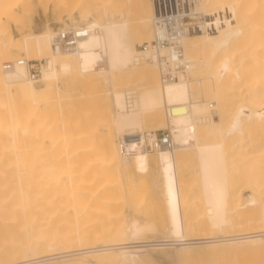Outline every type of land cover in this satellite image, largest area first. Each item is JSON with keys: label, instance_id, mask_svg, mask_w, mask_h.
Listing matches in <instances>:
<instances>
[{"label": "bare ground", "instance_id": "6f19581e", "mask_svg": "<svg viewBox=\"0 0 264 264\" xmlns=\"http://www.w3.org/2000/svg\"><path fill=\"white\" fill-rule=\"evenodd\" d=\"M199 5L224 18L183 37L188 73L162 83L139 47L153 0H0V264H153L170 247L182 264H264V0ZM51 12L88 28L74 49L54 45ZM18 58L45 59L37 83L5 69ZM83 78L95 105L73 108ZM158 129L172 147L120 152L122 134ZM133 168L160 185L164 238L84 219L117 198L109 173Z\"/></svg>", "mask_w": 264, "mask_h": 264}, {"label": "built area", "instance_id": "2783aa9c", "mask_svg": "<svg viewBox=\"0 0 264 264\" xmlns=\"http://www.w3.org/2000/svg\"><path fill=\"white\" fill-rule=\"evenodd\" d=\"M153 37L139 47L147 51L157 63L162 83L179 79L188 73L191 59L183 45V37L197 29H213L224 15L206 14L199 0H153ZM89 30L83 25L68 24L57 27L54 45L72 50L79 39L87 36ZM45 59L28 61L24 58L4 62L6 70L17 65H26L29 77L37 83L41 79V68ZM120 152L128 157L142 151H156L173 146L169 129L142 130L124 133L119 140Z\"/></svg>", "mask_w": 264, "mask_h": 264}, {"label": "rangeland", "instance_id": "374dc122", "mask_svg": "<svg viewBox=\"0 0 264 264\" xmlns=\"http://www.w3.org/2000/svg\"><path fill=\"white\" fill-rule=\"evenodd\" d=\"M55 15L56 14L53 12H51V14H50L49 18H50L51 25H53L54 28H57L58 25L61 26V24L64 25L65 22L56 20L57 18H55ZM31 31L38 32L39 29L38 28H32ZM153 75L154 74L152 73V77H150V80L155 79V76H153ZM143 79H145V77L140 78L139 82L141 83L143 81ZM78 85H79L78 86L79 91L77 92V94H75V95L72 94V95H70L69 98H67L68 96H66V99H68V100L64 101L65 104L67 102L73 108L76 106L80 107L81 105L86 104V102L89 99L88 89H93L92 87L89 86L88 81L84 80V78L82 81H80L78 83ZM89 102H87V104ZM90 103L91 104L93 103L92 105L89 104L90 106L95 105L94 101L90 102ZM214 117L217 118L218 115L214 114ZM99 129L101 130L102 127L100 126ZM32 140L33 139H31L30 143L31 144L33 143L32 145H34V140H33V142H32ZM34 149L32 148V150H30V154H33L36 152V149L35 150ZM36 161L38 162L37 159H36ZM125 173H127V174H125ZM125 173L123 174V176L121 174L117 175L116 172L109 173L110 177L111 176L115 177V175H116V178L114 179V181L112 180L113 183H111V184L112 185L114 184L113 185L114 186L113 194L117 198H113L112 200H109V201L103 203L101 206V208L103 209V212H101V213L88 212L86 214H83V216L85 217L84 219L100 218L104 222L107 221L110 224L120 223V221L125 220V221L131 222V223H135L136 225L144 226V228L146 229V233H145V235L143 234L144 236L142 235L144 237L143 239H147L148 236L151 240H155L156 238L159 239V237L164 238V235H162L163 234L162 230L164 228V224H165V220H166L165 219L166 218V212L164 211L166 209L165 208L166 206H165V201L163 200L161 192H160V185L157 184V182L153 178L152 172H150V170L143 171V168H142V170L140 171V169H138V168H133L129 172H125ZM239 177H236L233 184H235L237 186L240 185V184H237V182L238 183L241 182V184H242L244 179H242L243 181H240L239 179L242 178V176L240 178ZM243 178H245V177H243ZM196 184H195V187H196ZM192 187L194 188V192H197L195 190H199V189H197V187L195 189L194 184H193V186H191L188 189L189 192H190V190L193 189ZM235 188H237V187H235ZM124 190L126 191V193ZM198 192L196 194L200 195V193H198ZM127 194H129V196ZM196 194H194L195 195L194 198L192 197L193 195L190 194L191 199H190V197L188 198V199H190L189 202H194V200L199 202L197 198L200 199L201 196L197 197L198 195L196 196ZM126 195H127V197H126ZM127 198H129V199H127ZM162 201H164V202H162ZM196 212H198V211L196 210L195 213ZM193 213H192V215H194ZM139 221L142 223H140ZM150 228L153 229V231H151ZM149 238H148V240H150ZM170 248H162V249L161 248H156V249L153 248L152 250H150L151 254L153 255L152 256L153 258H155V257L157 258L158 255H159L158 258H160V259H158V261L154 259L153 264H182V263H180L179 260H177L178 258L176 256V252L173 251L176 249H173V248L170 249ZM152 251L155 252V255L152 253ZM244 254L250 255L252 257V256H254L255 253H253V255H252V252H247ZM254 259H258V257L255 255ZM156 261H157V263H155Z\"/></svg>", "mask_w": 264, "mask_h": 264}]
</instances>
